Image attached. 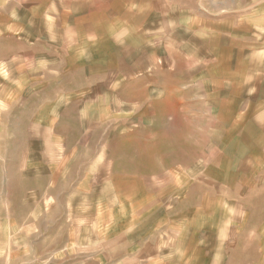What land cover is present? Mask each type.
Wrapping results in <instances>:
<instances>
[{"label": "rangeland", "instance_id": "374dc122", "mask_svg": "<svg viewBox=\"0 0 264 264\" xmlns=\"http://www.w3.org/2000/svg\"><path fill=\"white\" fill-rule=\"evenodd\" d=\"M172 1H1L0 264H264V0Z\"/></svg>", "mask_w": 264, "mask_h": 264}, {"label": "crops", "instance_id": "0c3cea01", "mask_svg": "<svg viewBox=\"0 0 264 264\" xmlns=\"http://www.w3.org/2000/svg\"><path fill=\"white\" fill-rule=\"evenodd\" d=\"M1 1L2 0H0V7L3 5ZM172 2L176 3L177 1L174 0ZM179 2L183 4L187 3L186 0H179ZM154 3L155 2L150 3V8L153 7ZM262 8L264 7L262 6ZM259 22L260 23L258 24H254L253 27L258 26L260 28L264 26V20L262 22L261 20H259ZM9 31L10 30H8V32ZM10 32L12 33V31ZM4 33L8 35L6 32ZM211 59H213L212 63L210 64L211 70H213L214 74L218 76V74H220L219 67L217 65L218 59L215 56L214 57L211 56ZM223 69H225V67ZM126 72H130V70H126ZM221 74H225V75L223 77H219L218 79L219 80L222 79V83L224 81L223 79H226V81L230 82L228 88H232L233 91L234 90L238 91L239 88L246 89V90L249 89L252 95V98L255 96H259L262 99V103L258 104V103H254V101L251 102L252 100L251 97L247 96L246 100H244L243 102L245 108H243L242 113L244 114L240 113V111L239 112L237 111L236 112V115L238 116L237 119L240 118L241 120H245V117L248 118L250 113H253V114L257 113V115L259 116V121L264 122V43L261 41L258 42L256 40H249L248 45L246 43V45L244 46L242 50V68L235 69V67L231 68L229 66V68H226L225 73L221 72ZM216 80H217V77H216ZM231 83L233 85H231ZM245 135L246 134L244 133L243 138L245 137ZM260 137L264 138V134H262ZM233 138H234V135H233ZM233 138H232L231 143L225 147L226 149L225 153L227 154V158H223V159L226 160V163L225 161L222 162L223 159L222 161L221 160L214 161L215 162L213 163L214 170L236 169V166H238L240 161L243 160L246 154L248 153L249 146H246L245 142H244V145H243V142L242 143L239 141L234 142ZM254 152L259 153V157L254 158V159L258 160L259 158L262 161L261 169L264 170V141H262L260 147L256 145L254 146L252 153ZM148 226L150 225H148V223H145V225L142 226L141 230H143L145 227L146 229H148ZM146 239L150 240V235H148ZM123 246H124L123 249L128 248V245L126 244L125 245L123 244ZM202 248L203 247L199 246V248L197 249L201 250ZM141 250L145 258L150 260V241L144 244Z\"/></svg>", "mask_w": 264, "mask_h": 264}]
</instances>
